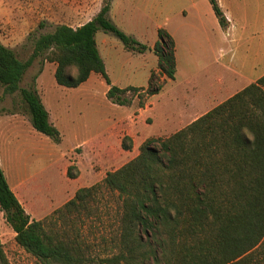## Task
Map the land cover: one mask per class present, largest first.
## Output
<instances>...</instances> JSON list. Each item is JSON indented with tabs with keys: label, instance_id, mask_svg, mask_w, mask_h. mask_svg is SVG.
Listing matches in <instances>:
<instances>
[{
	"label": "trees",
	"instance_id": "1",
	"mask_svg": "<svg viewBox=\"0 0 264 264\" xmlns=\"http://www.w3.org/2000/svg\"><path fill=\"white\" fill-rule=\"evenodd\" d=\"M209 1L227 28L218 0ZM111 5L112 0H104L95 17L80 26L59 24L41 34L26 60L0 41L4 93L19 92L33 127L54 141H60L61 132L38 90L21 87L38 57L56 64V82L65 87H78L99 73L109 86L108 99L120 105L131 103L130 91L149 97L164 87L154 71L146 88L113 84L97 45L100 29L115 34L127 49L144 53L151 48L112 22ZM158 37L152 50L159 73L173 80L176 40L164 27ZM123 148H133L130 136L124 137ZM72 169L69 176H77ZM103 185L116 198L118 220L112 232L101 235L102 254L90 252L81 229L69 233L32 219L1 164L0 211L17 243L40 264H264V75L172 135L147 138L136 157L107 172ZM100 188H79L56 211L59 217L80 219L83 211L90 213ZM0 264H10L1 246Z\"/></svg>",
	"mask_w": 264,
	"mask_h": 264
},
{
	"label": "rangeland",
	"instance_id": "2",
	"mask_svg": "<svg viewBox=\"0 0 264 264\" xmlns=\"http://www.w3.org/2000/svg\"><path fill=\"white\" fill-rule=\"evenodd\" d=\"M258 1L262 3L259 8L264 10V0H246L252 7ZM103 2L0 0V41L26 60L37 37L59 24L77 27L91 20ZM213 11L209 0H112V22L151 48L144 53L127 49L115 34L100 29L97 45L113 84L146 88L152 71L160 81H165L155 96L146 97L143 91L128 92L130 104L120 105L108 99L109 86L99 73H92L76 90L58 85L55 63L43 57L35 59L21 87H36L61 132L60 141L36 131L20 93L5 94L0 84V162L32 219L44 220L50 226L56 224L69 233L79 228L90 252L103 253L101 235L112 232L118 220L116 198L103 185L107 172L136 157L147 138L170 136L194 121V112L184 108L207 97L218 75L213 62L219 49L236 46L223 44L215 34L218 22ZM160 27L176 40L177 72L173 80L160 75L158 58L152 50ZM254 36L264 54V21L258 23ZM263 71L264 65L259 66L258 72ZM70 73L74 71L70 69ZM194 84L197 87L193 89ZM125 136L133 141L130 150L123 148ZM70 167L73 173L78 171L77 176H69ZM94 185L101 187L100 199L91 203L90 213L83 211L80 219L72 216L74 222L59 217L56 211L79 188ZM15 236L0 211V246L10 264H40L17 243ZM109 238L107 235L108 241Z\"/></svg>",
	"mask_w": 264,
	"mask_h": 264
},
{
	"label": "crops",
	"instance_id": "3",
	"mask_svg": "<svg viewBox=\"0 0 264 264\" xmlns=\"http://www.w3.org/2000/svg\"><path fill=\"white\" fill-rule=\"evenodd\" d=\"M218 2L229 21V25L227 28H223L215 15L218 22V24H215V34L217 37L221 38V40H223L222 43L225 42L227 46H229L230 43L236 44V46L233 48L230 46L224 48L222 46L219 49L220 53L216 55L213 62L218 68V75L214 78V83L211 85V89L207 97H205V100L201 99L198 102L192 101L188 104V106L185 108L183 107L186 109L185 111L194 112L192 116H195V119L207 113L215 106L234 95L236 92L251 83L256 82L264 75V71L262 73L258 72V67L264 65V54L259 47L260 42L259 44L258 42L256 44L254 36V33L257 31L258 23L264 21V10H262L261 7L259 8L262 4L261 1L256 2V7L250 6L246 0L243 2L240 0H218ZM238 82L241 83L237 87ZM83 84L72 89L78 90L83 86ZM192 87L194 89L197 86L194 84ZM183 108H181V110H183ZM50 119L52 121L51 115ZM4 120L6 121V117H4ZM4 126L8 127L9 125L4 124ZM2 168L4 170L3 166ZM10 186L12 188V185Z\"/></svg>",
	"mask_w": 264,
	"mask_h": 264
}]
</instances>
